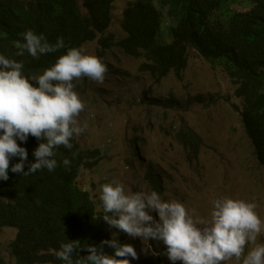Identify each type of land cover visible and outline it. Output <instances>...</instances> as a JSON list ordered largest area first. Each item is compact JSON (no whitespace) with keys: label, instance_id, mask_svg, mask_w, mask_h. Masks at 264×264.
Segmentation results:
<instances>
[{"label":"trees","instance_id":"trees-1","mask_svg":"<svg viewBox=\"0 0 264 264\" xmlns=\"http://www.w3.org/2000/svg\"><path fill=\"white\" fill-rule=\"evenodd\" d=\"M116 0H0V55L22 62L26 77L40 75L53 66L72 47L98 41L101 50L118 46L128 56L144 58L140 71L149 73L157 83L169 73L179 81L187 69L188 48L194 49L213 67L220 68L234 87V97L241 100L237 108L254 158L264 167V0H136L122 14L121 27L126 37L115 43L105 37L113 20ZM250 6L236 11L239 3ZM167 31L169 42L161 41ZM28 30L42 34L55 44L63 38L65 47L56 52L31 56L27 51L18 56L17 43H24L22 33ZM100 36V37H99ZM99 37V38H98ZM178 138L197 156L201 139L193 132L180 131ZM24 171L35 162L38 140L29 135ZM71 149H54L57 167L23 175L9 170V179L0 180V228L16 229L10 244L13 263L0 253V264H66L55 255L62 243L79 241L73 253V264L86 257L88 245L99 246L104 240L118 239L131 244L118 229L103 221V204L98 210L90 192L80 182L82 170L95 168L102 159L100 149L83 151L74 137ZM70 165L64 166L63 160ZM19 162L11 158L10 168ZM149 182L156 179L150 173ZM152 215H156L153 212ZM107 254L114 249L104 246ZM163 257V256H162ZM160 255L151 254L131 264H163Z\"/></svg>","mask_w":264,"mask_h":264},{"label":"rangeland","instance_id":"rangeland-1","mask_svg":"<svg viewBox=\"0 0 264 264\" xmlns=\"http://www.w3.org/2000/svg\"><path fill=\"white\" fill-rule=\"evenodd\" d=\"M82 1L79 5L85 13ZM135 1H115L112 24L105 37L112 36L115 43L126 37L122 14ZM234 8L244 11L250 6L241 2ZM160 39L170 41L166 29ZM83 48L107 67L102 84L88 77L74 81V90L86 105L78 119L81 125L87 124L76 137L77 142L85 152L100 149L103 153L99 164L82 170L79 178L98 210L102 204L101 185L115 180L124 185L126 192L156 191L165 202H181L189 210L195 209L201 218H208L212 201L217 198L255 202L256 212L264 221V167L254 158L237 109L242 108L241 100L234 97V87L224 71L188 48L183 80L178 81L171 73L157 83L149 73L140 71L144 58L128 56L117 45L102 51L95 40ZM180 131L199 136L197 156L178 138ZM150 173L155 184L149 182ZM153 216L159 219V215ZM16 231L0 228V253L10 263V244ZM120 232L135 248L138 260L156 254L163 256V264H173L162 241ZM256 243L264 244V230ZM252 247L246 245L244 255ZM222 264L242 261L232 258Z\"/></svg>","mask_w":264,"mask_h":264},{"label":"clouds","instance_id":"clouds-1","mask_svg":"<svg viewBox=\"0 0 264 264\" xmlns=\"http://www.w3.org/2000/svg\"><path fill=\"white\" fill-rule=\"evenodd\" d=\"M21 35L25 42L16 44L18 56L27 51L36 57L65 47L62 37L51 44L32 30ZM23 67L22 62L0 55V180L4 181L9 179V170L29 175L44 168L51 172L57 167L54 149L61 145L71 149L70 140L74 137L77 142L76 137L87 128L78 119L86 105L74 90V81L88 77L102 84L107 72L102 60L87 54L83 47L69 48L43 74L26 77ZM29 135L46 142L34 150L35 162L25 172L28 152L17 139L26 142ZM13 157H18L19 162L10 168ZM70 163L69 159L63 160L66 167ZM99 198L104 212L113 214H105L103 221L131 237L162 241L173 264H222L232 258L242 264H264V244L256 243L264 221L256 212L255 202L217 198L212 201L208 218H201L195 209L189 210L181 202H165L156 191L126 192L124 185L115 180L101 185ZM150 212H156L159 219ZM114 236L99 246L88 245L84 250L89 254L76 264H131L128 257L138 259L131 244H121ZM248 244L253 247L244 255ZM105 245L114 249V254H107ZM78 249V240L62 243L55 255L73 264V253Z\"/></svg>","mask_w":264,"mask_h":264}]
</instances>
